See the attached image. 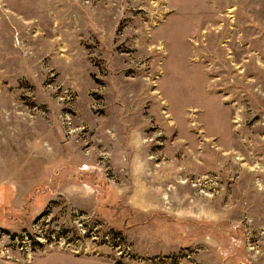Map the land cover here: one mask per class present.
Returning a JSON list of instances; mask_svg holds the SVG:
<instances>
[{"label": "rangeland", "instance_id": "obj_1", "mask_svg": "<svg viewBox=\"0 0 264 264\" xmlns=\"http://www.w3.org/2000/svg\"><path fill=\"white\" fill-rule=\"evenodd\" d=\"M0 264H264V0H0Z\"/></svg>", "mask_w": 264, "mask_h": 264}]
</instances>
